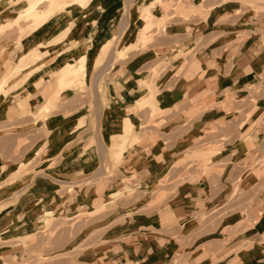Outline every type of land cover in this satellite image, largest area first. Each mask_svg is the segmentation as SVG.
Returning a JSON list of instances; mask_svg holds the SVG:
<instances>
[{
    "label": "crops",
    "instance_id": "obj_1",
    "mask_svg": "<svg viewBox=\"0 0 264 264\" xmlns=\"http://www.w3.org/2000/svg\"><path fill=\"white\" fill-rule=\"evenodd\" d=\"M14 1H0V30L12 21L9 13L27 16L44 3L54 9L22 42L31 41L30 52L48 47L39 57L50 54L44 67L20 74L30 65L26 54L13 65L0 48V83L17 81L0 92V133L18 90L35 96L37 115L69 97L40 121L37 140L22 155L0 157V264L26 255L24 243L39 218L44 223L88 209L99 196L114 199L131 173L155 191L188 158L208 163L204 171L219 169L206 180L179 184L171 200L136 215L114 247L105 242L101 249L72 250L71 264H264V188L255 195L260 182L243 163L264 147V0H163L181 3L177 12L160 0ZM150 31L154 37L144 45ZM136 37L142 44L137 39L136 49L115 55ZM50 64L56 67L47 70ZM82 79L85 90L68 86ZM243 98L248 114L224 105ZM211 100V108L191 116ZM221 124L228 127L224 150L193 148ZM237 188L247 201L229 208ZM98 221L84 233L94 232ZM82 236L74 232L73 240ZM51 252L61 256L62 243ZM69 262L59 257L51 264Z\"/></svg>",
    "mask_w": 264,
    "mask_h": 264
},
{
    "label": "rangeland",
    "instance_id": "obj_2",
    "mask_svg": "<svg viewBox=\"0 0 264 264\" xmlns=\"http://www.w3.org/2000/svg\"><path fill=\"white\" fill-rule=\"evenodd\" d=\"M12 2L13 1H11V3ZM159 4L166 8L175 5L177 7L176 12L182 5L181 3L177 5L174 3H165L163 0H160ZM48 5V3H44L39 9L24 17H20L18 12L9 13V15L5 18L11 19L12 21L7 22V24L5 25H1L2 28L0 30V48L3 49L2 56L4 57V59L10 61L11 64L14 65L16 62H18L17 57L24 53L27 57L26 62L30 64L28 67L21 70L20 74H22L23 72L28 73V71L30 70L33 71L36 69H41L45 66V64H47L44 59L48 57L50 52H47L48 55L44 53L45 56L43 57H39V55H41V50L46 51V48L48 47L43 44L41 49L38 50V48H36L35 51L30 52L29 48L33 47L31 46V41L23 45L22 42H24V39L26 40V36L28 34L39 27V25L36 26L39 21L44 20L42 23H45L46 20H49V18H47L49 17V9H45ZM41 9L44 10L41 11ZM65 13L66 8H64L63 11L59 13V16L57 18L62 17ZM199 14L201 16L204 15L203 12H200ZM38 15L39 19L37 21H33L38 17ZM149 17L150 13L147 10L145 12V20H148ZM160 25L161 24L158 25L159 28ZM148 32L149 30H146L140 33V35L144 37V35H147ZM149 36L150 38L148 37L146 39L144 45L154 37V34L150 31ZM137 39H140L138 41V44H142L143 41L141 42V40L143 38L136 37L123 48L122 52H120V50H116L115 55L121 58L124 57V55L129 51L136 49V47H138L137 45H135ZM56 64H50L51 67L47 70L51 69L52 67L55 68ZM24 77H26V75ZM24 77L20 82H18L19 84L24 82ZM83 80L84 79L76 82L79 84L72 83L70 81L68 83V86L73 85L72 88L75 90H85L87 84L85 81L83 82ZM8 83L10 84L9 80H5L0 83V87L6 88ZM11 95H14L15 97L13 98L12 102L8 101L7 103L9 107H12L15 110L10 113V115L5 119L4 122H2V124L5 123L3 124L5 129L0 133V157L3 158L14 156L17 157L19 155H22L23 151L25 150L23 148H27L28 146L32 145L35 140H37L39 136V129L41 128L40 121L43 119H47L48 115L53 113L54 110L58 108L57 104L65 101V99L69 97V95H66L64 98L60 99L55 106L47 109L45 113L37 115V113L35 112L38 102L36 101V99L34 100L35 96L30 97L25 91L22 92L21 90H18L16 94ZM26 97V103L20 104V100ZM228 101L230 102L225 103L224 105L229 108L241 110L239 114H248L251 111V108L246 110V107L249 106V102L246 98H243L240 101H236L235 106H233V101H235V99H230ZM194 102L195 101L193 100L191 103L194 104ZM213 102L214 101L211 100L208 103L201 104L203 107H199L200 105H198L196 108H193L191 111V116H195L205 109L211 108L214 105L211 104ZM30 105H33V107H30ZM5 106L6 104L4 105V107ZM243 117L241 116L239 120ZM152 122V119L149 120V123ZM236 127L237 129H239L238 123ZM213 129V131L205 132L206 134L202 137L203 140L197 141L198 143H196L195 147L193 148L196 149L211 147L213 149H219V151L224 150L227 138L225 134L226 129H228L227 124H221L220 127L214 126ZM144 130L146 131L147 128H144ZM240 130L241 129H239V131ZM219 137H223V140L219 139ZM253 147L254 145L250 143L249 148L252 149ZM248 156H250L251 159L249 161L247 158H244V168L248 169L249 167L251 169L249 170V174L252 175L253 179H258L257 182H260V184L257 186V191L255 192V195L257 193L258 196L261 194L260 192L264 188V147H256L255 150H251L248 153ZM188 159L180 162V167H178L177 170L174 171L172 177L165 180V182H160L161 188H157L155 191H151L147 185H144L143 180L139 177L138 174L131 173L122 178L124 187L119 191V195L114 199L106 197L104 200H102V198L99 196L96 201L94 200L95 204L94 201L90 203L91 207H89L88 209H82L79 212H74L71 214L63 212L60 215H51L49 216V219H47L44 223L43 219L45 217L39 218L36 223V227L34 228V231L36 233L27 239V243H24V246L27 249L26 255L20 256L18 260L4 259V264H51L52 261L59 257H63L65 261H70L69 264H71V258L73 256L72 250H74L75 252L76 250L83 251L87 247H96L101 249L105 242H109V245L111 247H114L119 242V238H117L116 236H118L122 229H133L135 225L133 224V220L136 219V215L142 213H151L162 204H165L166 202L171 200L177 193L179 184L185 181H198L200 179L206 180L211 172L217 171L219 169L215 168L214 166L211 170L204 171L208 168V163L206 165L200 160L190 158ZM37 161L38 159H34L31 162H35L36 164ZM116 165H118V160H116ZM108 174L111 175L113 174V172H108ZM100 184L98 186H101V189H97L96 192L101 194L102 185ZM202 195L203 197L205 196L204 191H202ZM244 196V192H240L238 188L235 189L231 197L232 201L229 203V208L235 201L239 203H242L244 200L247 201V198ZM108 202L111 203L106 205ZM92 204H94V206ZM228 213L229 212H225L226 215ZM255 213H257V211H255ZM205 215L206 214H202L200 216V219L203 220L205 218ZM217 217L218 216L215 215L212 219L215 220ZM92 220H99L98 223H95V231L91 232L90 234H88V232L84 233V231L87 230L86 228L88 226V223ZM167 225L168 223L165 224V226ZM74 232H76V234L82 233L83 238H81L79 241L73 240ZM105 235H107V237H104ZM108 236H111V239L108 238ZM179 237L180 238H178V240L180 239L181 242H183V233L180 232ZM59 243H62L63 253L61 256L56 257L51 251H53L55 245ZM180 259L181 258L178 257L177 262L180 263V261L182 260Z\"/></svg>",
    "mask_w": 264,
    "mask_h": 264
},
{
    "label": "bare ground",
    "instance_id": "obj_3",
    "mask_svg": "<svg viewBox=\"0 0 264 264\" xmlns=\"http://www.w3.org/2000/svg\"><path fill=\"white\" fill-rule=\"evenodd\" d=\"M50 9H51V10H50ZM49 10H50V11H49ZM49 10H48L49 17H47V18H49V20H51L52 17H53L54 9H53V8H49ZM26 13H27V12L22 13V14H20V16H24ZM49 20H47V21H49ZM15 81H16V80H15ZM15 81L12 82V83L10 82V84L8 83L6 88H8V87L14 85V84H15ZM16 82H17V81H16ZM6 88L0 87V92H3ZM43 104H44V103H43ZM45 109L47 110L48 108L45 107ZM99 204H100V203H99ZM99 209H100V208H99Z\"/></svg>",
    "mask_w": 264,
    "mask_h": 264
}]
</instances>
